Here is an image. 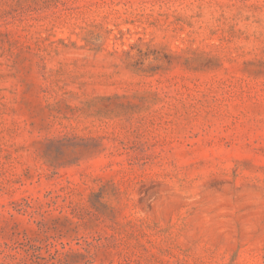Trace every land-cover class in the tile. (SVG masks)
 I'll use <instances>...</instances> for the list:
<instances>
[{
	"label": "rangeland",
	"instance_id": "374dc122",
	"mask_svg": "<svg viewBox=\"0 0 264 264\" xmlns=\"http://www.w3.org/2000/svg\"><path fill=\"white\" fill-rule=\"evenodd\" d=\"M0 264H264V0H0Z\"/></svg>",
	"mask_w": 264,
	"mask_h": 264
}]
</instances>
